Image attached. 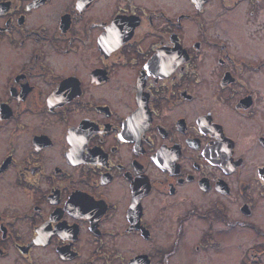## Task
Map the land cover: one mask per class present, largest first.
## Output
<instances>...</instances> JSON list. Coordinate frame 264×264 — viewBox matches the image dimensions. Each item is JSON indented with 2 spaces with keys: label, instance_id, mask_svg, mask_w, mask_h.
Wrapping results in <instances>:
<instances>
[{
  "label": "flooded vegetation",
  "instance_id": "obj_1",
  "mask_svg": "<svg viewBox=\"0 0 264 264\" xmlns=\"http://www.w3.org/2000/svg\"><path fill=\"white\" fill-rule=\"evenodd\" d=\"M262 177L264 0H0L4 264H223Z\"/></svg>",
  "mask_w": 264,
  "mask_h": 264
},
{
  "label": "rangeland",
  "instance_id": "obj_2",
  "mask_svg": "<svg viewBox=\"0 0 264 264\" xmlns=\"http://www.w3.org/2000/svg\"><path fill=\"white\" fill-rule=\"evenodd\" d=\"M227 236L230 238V242L232 240L235 241V248L231 249V251H235V258L230 250L228 252L224 251V253L221 255V260L223 264H225L226 262H228L229 264V260L231 259V256H233L232 264H245V263L250 264V261L252 260V256L250 255V252L253 250V248H257L260 251H263L262 254H260V256L262 255L261 261L264 264V239L262 237L256 235L254 232L250 230L242 229V228L239 229L235 228V231H231L229 234L223 236V238L225 239ZM192 242L193 244L197 242L195 236H192ZM205 251H207V253H205L207 255V258L203 256L197 258V262L199 264H203L204 262L211 261L217 255L219 256L216 248L208 249ZM4 260H8V259H4ZM4 260L0 261V264H4L3 262H6ZM11 261L12 260H10V262ZM243 261H245V263H243ZM210 263L211 262H209L208 264Z\"/></svg>",
  "mask_w": 264,
  "mask_h": 264
},
{
  "label": "snow or ice",
  "instance_id": "obj_3",
  "mask_svg": "<svg viewBox=\"0 0 264 264\" xmlns=\"http://www.w3.org/2000/svg\"><path fill=\"white\" fill-rule=\"evenodd\" d=\"M262 178H264V177H262Z\"/></svg>",
  "mask_w": 264,
  "mask_h": 264
}]
</instances>
